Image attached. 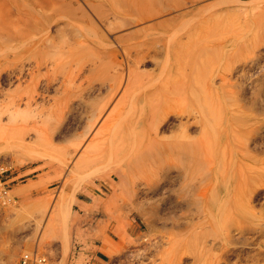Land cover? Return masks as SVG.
<instances>
[{"label": "rangeland", "instance_id": "374dc122", "mask_svg": "<svg viewBox=\"0 0 264 264\" xmlns=\"http://www.w3.org/2000/svg\"><path fill=\"white\" fill-rule=\"evenodd\" d=\"M171 1L136 0L135 11L125 0H0L12 30L11 36L0 34V134L8 136L0 140V264H21L25 253L50 264H264V0H200L142 18L140 11ZM162 24L174 43L171 52L186 59V80L199 79V89L187 90L183 113L157 119L153 136L173 142L183 133L187 155L183 163L164 158L146 164L155 169L148 184L132 171L140 160L128 166L122 158L121 143L109 150L112 131L83 136L86 98H74L60 115L52 89L37 96V104L19 100L35 57H82L84 74L94 76L100 71L95 41L111 43L122 60L121 42L144 33L152 40ZM146 27L151 29L137 32ZM194 38L201 43L199 70ZM163 41L137 63L152 87L179 77L176 58L167 61L174 69L160 71ZM87 45L96 46L94 55ZM145 84L129 93L124 86L117 98L135 92L138 98ZM101 86L93 81L86 97H99ZM10 112H17L13 119ZM130 115L124 128L137 116ZM33 125L48 128V139L36 137ZM15 127L23 130L17 137ZM88 147L95 157L79 165Z\"/></svg>", "mask_w": 264, "mask_h": 264}, {"label": "bare ground", "instance_id": "6f19581e", "mask_svg": "<svg viewBox=\"0 0 264 264\" xmlns=\"http://www.w3.org/2000/svg\"><path fill=\"white\" fill-rule=\"evenodd\" d=\"M125 1L130 7L132 8L135 7L138 10V7H137L138 2H136V0H125ZM233 1L235 3L240 4L242 0H233ZM199 2L200 0H173L169 2L166 6H164L162 9L151 11V12H147V11H140V12L143 14L142 18H148V17H152L155 15H159L169 10L185 8L188 6V4L195 5ZM4 4H6V2H4ZM214 6H217V5H213L212 7ZM135 8L134 10L136 11ZM7 12L9 11L5 9L3 10L2 8H0V34L11 36L12 30L10 27V23L7 21V19L9 18V15ZM97 15L98 17H101L104 14H97ZM142 29L141 30L138 29L137 32L142 31V33H144L143 31L145 30L148 31L151 28L146 27ZM91 33L95 34L94 31ZM107 33L109 32L107 31ZM169 33L170 32L168 29V25L162 24L160 26V29L155 32L154 34L155 37H153L152 40L148 39L147 36L149 34L144 33L142 35V38L140 39H133V37H130L129 43L121 44L122 43L121 42L119 44V48H120L119 50H120V54L123 57L122 60L118 59V52L112 47H109V46H112L111 43L104 42V41L98 42L94 40L97 43V44L94 43L96 44L97 47L87 45V47L89 48H86L90 52H92V50H95L94 47H96V50H98L96 51L97 53H96L95 58L100 64L99 66L100 71H99V74H96V75L93 74L94 76L92 75L90 76L89 73L84 74V63L85 62L82 61V57L72 56L67 61H64L65 59L61 60L62 57H59V56L57 57L55 55L50 56V57L37 56L34 58L33 66L31 67L30 72L28 71L29 79L26 85V91L23 92V95L25 96L24 97L19 96L20 98L17 95L16 96L19 98L20 101L24 100L25 106L28 107L33 104H37L36 103L37 96H42L43 98L45 94L47 95L50 89H52L54 91V95L52 96L51 99L57 105L56 108L59 110V111L57 110L59 113L56 115H60L64 113V111L70 110V107H71L70 102L74 101L73 100L74 98H78L81 101H83V99L86 98L83 102L84 104H88L89 106L87 107L88 109H85L86 110L85 117L87 120H86V125L84 127L85 129H84L83 136H85L86 134H91L93 132L92 137L94 138V135L95 136L99 135L104 130H108L110 132L112 131L113 135L115 136L114 138L115 140H114V143L112 140V143H110V145L108 146L109 150L119 149L121 147L120 146V143H121L123 147V151H124L123 152L124 156H122V158L125 160H128V164H129L128 166H132L134 165V163H138V161L140 160L141 166L140 167L136 166L137 165L136 164L135 165L136 167L134 166L135 169H133L132 171L133 173L137 171V174L139 175V179L141 180L143 179L142 181H144L145 184H148L150 182V177L154 174L153 171L155 169L153 170L152 168L144 167L146 164L148 166L149 163L150 164L157 163V162L160 163L161 159H164V158H167V159L175 158L178 161H180V163H183L185 159V154L187 155L186 141L184 140L185 135L183 133L179 134L173 140V142L171 141L161 142L160 140L157 139L156 136H153V133L151 131L152 129H154V126L157 124L158 122L157 119L161 115H163V113L167 114L172 111H177L178 114L183 113L185 109L183 106H181V104H184V101L187 99L186 97L187 90L191 88V86H194L196 90L199 89L198 87L195 86L199 84V79L193 80V81L186 80L187 75L184 72V69H186L184 65V61H186V59H184V56L182 58L178 57L179 52L178 51L175 52L176 50L173 51L175 53L171 52L172 43H170L171 38H170ZM94 34L92 36L96 35ZM177 35L175 32V37ZM186 36L189 39L190 36L188 32H186ZM167 37L169 38V41H167L166 39ZM163 39H165V41H163ZM194 40L195 38L192 40L193 44L196 45L194 49H192L193 51L192 54L194 55L193 59L195 62L194 70L196 69L199 70V61H200L199 55L201 52H200V48L198 45L201 43L196 42V40L195 41ZM162 41H163L162 50L165 51L164 53L166 54L165 55L166 59H165V62L163 63V68L160 71L161 72L163 70L166 71V69L169 70L171 68L174 69V65L172 63L173 61L171 63H167V61L175 60L176 58L177 67L175 66V70L176 69L180 70L179 75H178L179 77H176L175 79H171V80L166 78L164 86L152 87L151 83L146 85L145 81H143L142 79L143 76L141 74H138L137 69H136L137 63L141 62L145 57H147L150 50L155 47L153 46V43L162 42ZM173 42H176V41L174 40ZM91 47H93V49L90 50ZM98 47H102L104 50L105 48H107L109 55L107 56L106 53L103 51V49L102 48L99 49ZM93 55H92V58L94 57ZM107 57L109 58L106 60V62H104V60ZM129 62L133 64V67H130ZM92 64H94V62H92ZM58 68L60 69L58 70ZM118 68H121L120 73L116 72L115 70ZM110 69H114L115 71L114 72L111 71L112 73L111 74ZM189 70L190 72L193 71L192 65H190ZM221 79L223 81H227V78L224 75H222ZM95 80L99 81L100 86L105 85L104 86L105 90L102 89L105 93L101 95L102 90L99 88V91H98L99 97H95V99L91 100L88 98V96H89L90 89L92 87V83ZM140 83L142 85L145 84V89H148L147 91L144 89L140 97L138 98L134 97V95L136 96V92H135V94L133 93L132 96H125V93H123V95H120L117 98L120 90L124 88V86H125L126 92L129 93L135 90L137 87H140L141 86ZM171 86L176 87V92H174L171 89ZM38 87H41V91L38 90ZM56 94H59V96H57ZM86 95L88 96L86 97ZM18 105L16 104V106ZM51 105L53 106V104ZM12 107L14 106L12 105ZM52 108L53 107H51V109ZM53 109H52L53 112L56 111V109L54 110ZM125 109L126 111H125V116H124L122 113L124 112ZM131 112H132V115L136 114L137 116L135 117L134 121L132 120V118L129 119L126 122V126L124 128L122 126V121H124L125 118L128 117V115L131 116L130 115ZM16 114L17 112L16 113L14 112V114H11L10 112L9 117L11 118L15 117ZM119 117L121 118V120L120 119L118 120ZM26 127L30 128V125L29 126L26 125ZM17 128L18 127L14 128L15 134L13 135V137H17V135L23 132V130H20ZM32 128L36 133V137H39V138L41 137L43 139L45 138V140L48 139V133H47L48 128L47 129L43 128V130H40V127H34V125ZM0 129L2 128L0 127ZM1 132L2 133L0 134V140L6 141L8 137L7 133L3 131ZM120 134L121 136H119ZM118 136L119 138L117 139ZM92 137L89 143L94 142L95 139L93 140ZM145 144L147 145L150 144L151 148L146 149L147 145ZM94 146L97 147L98 143L95 142L92 148H94ZM152 148H155V149L160 148V149L158 151H151ZM94 150H89V147H88V151L85 150L86 152H84V153H88L86 156L87 158L83 157L86 159L82 158L83 160L81 159L82 161H80L82 163H79V165L83 164V162L85 161H88L91 157H95ZM92 151L94 152V154L91 155ZM119 232L120 230H118L117 234H120Z\"/></svg>", "mask_w": 264, "mask_h": 264}, {"label": "built area", "instance_id": "2783aa9c", "mask_svg": "<svg viewBox=\"0 0 264 264\" xmlns=\"http://www.w3.org/2000/svg\"><path fill=\"white\" fill-rule=\"evenodd\" d=\"M21 264H50L45 257L34 254L25 253L21 256L20 259Z\"/></svg>", "mask_w": 264, "mask_h": 264}, {"label": "crops", "instance_id": "0c3cea01", "mask_svg": "<svg viewBox=\"0 0 264 264\" xmlns=\"http://www.w3.org/2000/svg\"><path fill=\"white\" fill-rule=\"evenodd\" d=\"M91 257L93 258V260L95 261L96 259V257H97V255H93V254H91ZM97 261V260H96ZM98 262V261H97Z\"/></svg>", "mask_w": 264, "mask_h": 264}]
</instances>
